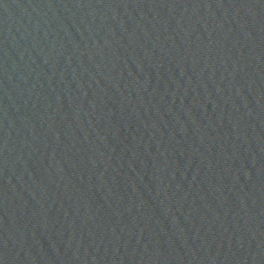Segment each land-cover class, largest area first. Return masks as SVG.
I'll use <instances>...</instances> for the list:
<instances>
[{"label":"water","instance_id":"95a60500","mask_svg":"<svg viewBox=\"0 0 264 264\" xmlns=\"http://www.w3.org/2000/svg\"><path fill=\"white\" fill-rule=\"evenodd\" d=\"M0 264H158L35 0H0Z\"/></svg>","mask_w":264,"mask_h":264}]
</instances>
